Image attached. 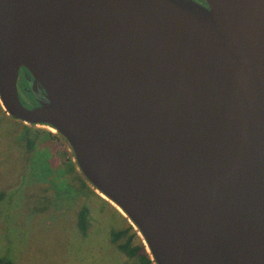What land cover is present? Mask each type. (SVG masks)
<instances>
[{
	"label": "water",
	"instance_id": "water-1",
	"mask_svg": "<svg viewBox=\"0 0 264 264\" xmlns=\"http://www.w3.org/2000/svg\"><path fill=\"white\" fill-rule=\"evenodd\" d=\"M205 2L0 0V104L65 138L155 264H264V0Z\"/></svg>",
	"mask_w": 264,
	"mask_h": 264
},
{
	"label": "rangeland",
	"instance_id": "rangeland-1",
	"mask_svg": "<svg viewBox=\"0 0 264 264\" xmlns=\"http://www.w3.org/2000/svg\"><path fill=\"white\" fill-rule=\"evenodd\" d=\"M24 92L22 102L36 106ZM46 131L57 134L47 125L0 112V258L14 264H130L133 260L111 241V232L131 225L140 234L72 170L67 141L50 138ZM26 138L35 140L31 149ZM82 207L87 210L85 232L77 224Z\"/></svg>",
	"mask_w": 264,
	"mask_h": 264
},
{
	"label": "trees",
	"instance_id": "trees-1",
	"mask_svg": "<svg viewBox=\"0 0 264 264\" xmlns=\"http://www.w3.org/2000/svg\"><path fill=\"white\" fill-rule=\"evenodd\" d=\"M22 71H24L26 75L30 76L29 72L26 69L23 68ZM22 90L25 91L24 93H27L26 88ZM20 97H22L21 93H20ZM22 99L23 97L21 98V100ZM29 100L35 101L33 98H30ZM26 104L27 103L25 102V105ZM0 112H3L6 114V112L3 110L1 105H0ZM46 134L50 138H54V137L56 138L57 136H60L58 133L54 134L49 131H46ZM34 142H35L34 139L26 138L25 145L27 148L31 149ZM69 164L72 170L76 172L78 177L86 181V179L81 174V172H77L76 163L72 161L71 159H69ZM2 197H3V193L0 192V200L2 199ZM86 213H87L86 208L82 207L81 210L77 214V224L82 232L86 231ZM111 241L114 244H116L117 248L123 254H125L128 258L133 260L130 264H155L154 260L152 259L151 254L146 250V245L142 242L141 238H139L137 233L132 229L131 225H128L127 228L123 230L112 231ZM0 264H14V263L10 259L0 258Z\"/></svg>",
	"mask_w": 264,
	"mask_h": 264
},
{
	"label": "flooded vegetation",
	"instance_id": "flooded-vegetation-1",
	"mask_svg": "<svg viewBox=\"0 0 264 264\" xmlns=\"http://www.w3.org/2000/svg\"><path fill=\"white\" fill-rule=\"evenodd\" d=\"M194 1H196V2H198V3H200V4H202V5H205V6H207V4H206V2H205V0H194ZM23 73L21 74V78L23 79ZM25 78H27V80H25L24 79V81H23V84H22V89H27V87H26V83L28 82V81H30V79L29 78H31L29 75H26L25 74Z\"/></svg>",
	"mask_w": 264,
	"mask_h": 264
},
{
	"label": "bare ground",
	"instance_id": "bare-ground-1",
	"mask_svg": "<svg viewBox=\"0 0 264 264\" xmlns=\"http://www.w3.org/2000/svg\"><path fill=\"white\" fill-rule=\"evenodd\" d=\"M97 193L99 194V192H97ZM100 194H101V193H100ZM100 194H99V195H100ZM100 196H101V195H100ZM103 196H104V195H103ZM104 199H105V198H104ZM108 200H109V199H108ZM109 201H110V200H109ZM111 203H113V202H111ZM113 204H114V203H113ZM114 205H115V204H114ZM115 206H116V205H115ZM115 206H114V207H115ZM116 207H117V208H119L118 206H116ZM119 210H120V208H119ZM121 213H123V212L121 211ZM122 215H124V216H125V214H124V213H123Z\"/></svg>",
	"mask_w": 264,
	"mask_h": 264
}]
</instances>
